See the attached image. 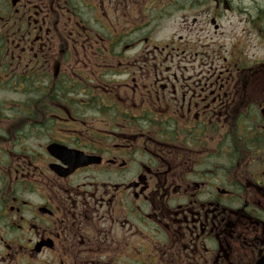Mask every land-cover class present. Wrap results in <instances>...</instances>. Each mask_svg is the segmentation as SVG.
<instances>
[{
	"label": "flooded vegetation",
	"instance_id": "obj_1",
	"mask_svg": "<svg viewBox=\"0 0 264 264\" xmlns=\"http://www.w3.org/2000/svg\"><path fill=\"white\" fill-rule=\"evenodd\" d=\"M0 264H264V0H0Z\"/></svg>",
	"mask_w": 264,
	"mask_h": 264
},
{
	"label": "rangeland",
	"instance_id": "obj_2",
	"mask_svg": "<svg viewBox=\"0 0 264 264\" xmlns=\"http://www.w3.org/2000/svg\"><path fill=\"white\" fill-rule=\"evenodd\" d=\"M178 26H174L173 24L170 26V32L172 33L173 31L177 30Z\"/></svg>",
	"mask_w": 264,
	"mask_h": 264
}]
</instances>
